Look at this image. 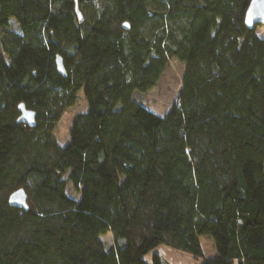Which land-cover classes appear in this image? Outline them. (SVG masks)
<instances>
[{"label": "trees", "instance_id": "16d2710c", "mask_svg": "<svg viewBox=\"0 0 264 264\" xmlns=\"http://www.w3.org/2000/svg\"><path fill=\"white\" fill-rule=\"evenodd\" d=\"M249 2L0 0V31L18 26L0 38V264H149L162 244L202 258L205 235L202 264H264V25L246 27ZM170 60L194 69L160 116L135 93ZM79 90L87 111L59 146ZM18 188L27 210L9 205Z\"/></svg>", "mask_w": 264, "mask_h": 264}, {"label": "rangeland", "instance_id": "374dc122", "mask_svg": "<svg viewBox=\"0 0 264 264\" xmlns=\"http://www.w3.org/2000/svg\"><path fill=\"white\" fill-rule=\"evenodd\" d=\"M12 20L11 18L9 21L10 24L0 31V38L1 36L7 37L11 31H18L17 24L12 22ZM262 32L264 33V30H262ZM193 69L194 68H185L177 60H170L158 84L144 93H135V98L152 113L164 116L178 93L183 75L191 73ZM77 95L78 98L75 105L69 107V109L62 114L56 126L55 138L59 146H64L69 141V127L73 116L87 111L88 105H86V100L82 91L79 90ZM67 193H69L71 197H79V193L72 192V187L70 185H67ZM101 239L103 245H105V249L108 250L112 246L113 236L111 232L108 231ZM199 241L201 242L203 252L202 258H193L187 253L179 252L163 244L151 249L150 252L145 254L144 258L149 264L153 263L154 255L159 256L161 264H202L203 260L215 258L216 251L214 250V242L211 237L208 235L201 236ZM233 262V264H239L240 261L235 259Z\"/></svg>", "mask_w": 264, "mask_h": 264}, {"label": "water", "instance_id": "95a60500", "mask_svg": "<svg viewBox=\"0 0 264 264\" xmlns=\"http://www.w3.org/2000/svg\"><path fill=\"white\" fill-rule=\"evenodd\" d=\"M245 12L244 23L247 28L250 29L255 25H264V0H250ZM123 27L128 29L126 23L123 24ZM61 62V58L57 56L55 59L57 73L65 77L66 74L64 73L63 63ZM18 108L20 110V115L18 116L17 121L29 127H34V112L25 109L22 104H19ZM26 201L27 195L22 188H18L17 190L10 193L8 199L10 206L23 210L28 209Z\"/></svg>", "mask_w": 264, "mask_h": 264}, {"label": "crops", "instance_id": "0c3cea01", "mask_svg": "<svg viewBox=\"0 0 264 264\" xmlns=\"http://www.w3.org/2000/svg\"><path fill=\"white\" fill-rule=\"evenodd\" d=\"M239 264H241V261L239 262Z\"/></svg>", "mask_w": 264, "mask_h": 264}]
</instances>
